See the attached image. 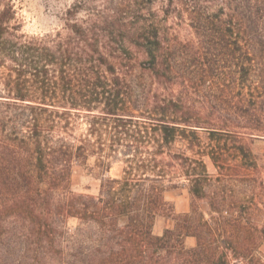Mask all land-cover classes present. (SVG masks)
Returning a JSON list of instances; mask_svg holds the SVG:
<instances>
[{"label":"trees","instance_id":"obj_1","mask_svg":"<svg viewBox=\"0 0 264 264\" xmlns=\"http://www.w3.org/2000/svg\"><path fill=\"white\" fill-rule=\"evenodd\" d=\"M155 3L173 26L126 23L75 0L64 34L34 37L0 0V264H264V168L250 150L264 140V0L144 6ZM193 83L211 104L192 103ZM73 116L109 135L77 144ZM200 133L232 140L236 164L215 146L193 153ZM183 141L189 156L172 152ZM96 152L103 175L119 162L121 173L102 177L96 196L78 193L72 165ZM180 186L191 208L179 216L164 193ZM161 218L173 226L155 235Z\"/></svg>","mask_w":264,"mask_h":264},{"label":"rangeland","instance_id":"obj_2","mask_svg":"<svg viewBox=\"0 0 264 264\" xmlns=\"http://www.w3.org/2000/svg\"><path fill=\"white\" fill-rule=\"evenodd\" d=\"M81 1V0H80ZM86 8H97L99 12H104L105 14H121L123 22H138L147 23L154 21L161 26H173L175 21L171 17L169 19H164L161 6L157 3L149 4L148 8L144 6L146 0L138 1L131 8L119 7L118 4L123 2L122 0H85ZM16 12L17 19L21 24V33L27 36L43 37L46 35H54L56 32L60 31L63 34V20L65 17V12L74 3L75 0H12ZM84 13H81L79 18L82 17ZM135 17H138L136 20ZM133 18V19H132ZM188 31L182 30L183 37L186 36ZM4 70L0 68V75L3 74ZM99 76L110 82L112 80V75L107 74L103 70L99 69ZM1 88V86H0ZM191 101L193 104H198L199 102H208L211 104L212 97L214 96L210 90L205 88H200L195 83L190 86ZM219 98V96H217ZM214 98V97H213ZM225 101V100H223ZM91 119L88 116L76 117L70 120L69 124V136L71 140L77 141L83 140L84 142L90 143L91 148H95L96 139L99 137L105 139L109 135L104 131L105 126L97 124L95 128L97 132H91ZM201 145L196 146L193 153L198 154V152L215 146V151L219 153L225 152L229 155L230 162L236 164L234 154V142L232 140H221L219 144L217 142L211 141L203 133L199 134ZM240 141V140H238ZM247 141V140H245ZM226 143V144H225ZM225 144V145H224ZM220 148V149H219ZM97 150V149H96ZM250 150L252 153V159L257 163L258 166L264 168V140H256L250 144ZM172 152H184L185 155H191V151L187 147L186 141L181 143H176L172 147ZM227 155V156H228ZM197 156V155H196ZM206 163L207 172L212 175H217V170L212 165V163L204 158ZM123 165L119 163H112L111 169L108 173L103 175L99 169V152L89 155L84 162H75L71 169V184L73 189L78 193H84L96 196L99 189L100 179L102 177H118L121 173ZM164 198L169 202L174 209L176 215H184L190 212L191 208V196L186 187L180 186L179 188L168 190L164 193ZM196 206L200 212L204 214L206 218L213 216L210 212L208 204L205 200L196 201ZM69 224L74 226L76 222L70 220ZM173 226L172 221H166L165 219H158L153 226V234L161 235L166 228H171ZM187 246H193L195 241L193 238L186 239ZM259 252L264 257V238L259 243Z\"/></svg>","mask_w":264,"mask_h":264}]
</instances>
